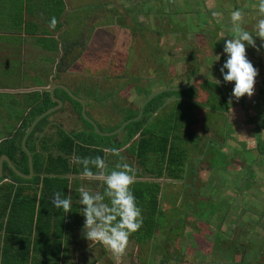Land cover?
<instances>
[{"label":"crops","instance_id":"0c3cea01","mask_svg":"<svg viewBox=\"0 0 264 264\" xmlns=\"http://www.w3.org/2000/svg\"><path fill=\"white\" fill-rule=\"evenodd\" d=\"M3 1H0V10L9 6V3L5 4ZM258 2L259 0H198L199 6H197L196 2L194 3L193 1H187L186 3L184 0L181 2L174 0V6L171 7L172 12L177 11L175 14L181 15L179 20H189V27L186 26L183 32L185 40L181 49L175 48L173 49L175 54L174 52L173 54L171 52L166 54L170 58L167 67L170 68L171 73H174L173 75L185 78L187 81L196 74L201 75L200 78L196 77L193 80L192 89L185 91L184 95L188 98L185 99V105H187L189 111L191 110V115L195 113L194 110L197 108L205 116L202 119V115H200L202 121L198 118L195 119V124L192 127L196 128L198 133H191V137H193L192 142L191 140L190 142L184 140L182 147L185 150H196V147L200 144V148L205 151L208 148V142L213 139L214 150L218 151L219 155L212 158V160L210 159L213 162L202 163V167L199 169H212V171H216L214 168L219 169V167H224L225 170H222L221 173L227 170L230 171L231 173L223 175L226 178L223 179L224 181L221 179L219 172L214 185L222 186L223 194H237V197L239 196L237 190H241L242 186V194L248 192L247 179L252 182L257 181L256 178L258 177H255L251 173L247 176V172H253L255 168L264 172V48H260L262 43L260 38L254 37L259 51L246 44L247 59L258 69L254 94L250 98L244 96L237 101L232 97L231 93L234 82H223L220 68L227 58L226 54L223 53L224 42L227 39H231L232 35L230 31V13L237 9L242 10L244 12L243 26L246 30L253 32L260 18L257 8L254 7V5H258ZM63 3L64 0H25L23 5H19L21 9L20 19H12L13 16H8L7 18L5 16L0 17V94L13 99L11 105L7 107L1 105L0 110L3 112V117L8 123L34 115V110L38 105L32 111H27L32 107L33 101L36 98H40L44 93L43 91H46L50 85L58 80L57 76L62 73L60 70L64 66L61 59H73L76 52L79 51L81 39L79 36H76L78 33V17L74 16L75 11L73 12L79 6V2L78 0H68L66 8ZM191 4H193V7L190 9L188 7ZM194 8L198 10L194 11ZM179 9H185V11H180ZM49 10H56V12L48 17ZM144 11H140V13L144 14ZM213 12L221 13V15L213 16ZM195 14H198L199 17L195 18ZM53 17L56 18L58 23L55 29L51 30L49 23ZM164 18L169 20L166 17ZM130 19L135 24L143 25V17L139 18L135 15V17ZM106 25L111 26V24ZM67 27H70L69 31L71 34L68 35L69 31L62 34ZM60 35H62L61 38ZM125 50L127 52V48ZM217 54H220V59L214 61ZM124 58L122 57L123 60ZM14 60L21 63V65L13 66L20 68L21 72L18 77L13 76L15 81L11 80V76L7 70L12 66ZM143 73L147 74L144 68L140 70L135 68L128 79L134 78L131 80L132 82L136 83L139 81L143 84L145 90L151 92L152 90L149 89V84L146 82L147 80H145L146 78L143 76ZM202 76L214 81L215 79H219L221 83L218 84V87L216 83L209 82L205 78H202ZM175 81H177V84L179 83L178 79ZM204 83L211 89L215 88L220 98L219 102L222 107L220 109L222 110L217 112L210 109L211 106L209 105H213L214 101L207 100L208 96H205L202 92H198V88L204 85ZM53 87L54 85L49 88ZM56 97L59 98V94H56ZM42 106L44 105H39V107ZM8 111L13 114L15 112L19 114L20 112V114L14 119L11 115H8L10 113ZM176 127L178 128V126ZM250 128L253 130V133ZM202 131L205 133L203 136ZM249 132L251 133L248 134ZM44 133L46 136L45 143L55 147L56 141L54 139L56 134L53 131V127L48 126ZM177 141L175 139V142ZM234 144L236 147H234ZM100 146L103 147L102 144ZM32 148L31 142L28 143V149L31 151ZM88 150L87 148L81 149V155L91 157L92 151L89 152ZM103 153L105 154V152ZM227 156H230V158H227ZM174 158L169 161L175 160ZM41 160L43 159L37 157V168L40 167L38 165L40 162L46 163L44 160ZM106 164L108 168L112 169L116 165V162L107 161ZM131 166L136 169V182L134 184L152 185L146 188H142L141 186L137 190V192L139 191V195H141V197L139 196V200L144 198L145 191L151 190L152 193L148 195L147 199L150 196H154L156 201L155 212H157L160 204L167 201L164 195H162L163 190H169L168 193L170 194L173 189L168 188L169 182L176 183L178 182L176 180L179 178L173 179V177L169 176V178L175 181L162 179L164 176L167 177L168 170H165V168L162 170L161 166L157 169H154L155 167L145 169L133 164ZM92 169H94L93 172L96 171L95 168ZM178 169L180 170L181 168ZM178 169L174 168V171ZM82 170V165L78 164L72 166V168L66 166V169L62 172L49 174L57 176L55 178L66 179V195L62 196V198L70 196L72 199V211L66 214L62 210L56 209L52 204L54 193H49L48 184H42L41 180L32 183L31 186L21 184L26 186L25 188H28L24 190V194L35 192L33 213L28 215L27 219H24L23 222L19 221L21 222L20 225L16 226L18 231L14 230L16 233L6 235L5 239L3 228L0 227V264H112L110 252L100 243L87 241L83 235L84 217L81 210L84 206L79 204L78 189L83 186L93 192H102L103 188L99 181L81 176ZM143 170H145L144 173L147 171L151 173L156 172L157 175L158 170L161 173L157 175L159 178H152L155 176L151 173V178H145L140 176ZM177 172L179 173V171ZM193 174L194 172L191 168L182 169V178H186V180L193 179ZM252 182H250V185H258ZM178 183L182 188L186 185L183 180ZM13 186L14 189L15 183H13ZM154 188H157V193H155ZM30 189L33 191H30ZM194 194L196 195V193ZM260 194L262 195V193ZM232 199L234 200L235 198ZM184 201L189 202L191 205L192 201L190 200L189 193L188 195H184ZM9 209L7 207V213ZM15 209L20 211L19 205L15 204ZM154 213L153 216L155 215ZM191 213L192 209L190 210ZM6 218L7 214L0 218V221L3 223ZM13 220L14 223H18L14 218ZM55 232L56 236H52ZM46 233L48 237L43 238V235L46 236ZM135 233H138V231ZM40 236L41 239L34 242V238ZM53 239H55L54 243ZM126 255L128 258L129 253H126Z\"/></svg>","mask_w":264,"mask_h":264},{"label":"rangeland","instance_id":"374dc122","mask_svg":"<svg viewBox=\"0 0 264 264\" xmlns=\"http://www.w3.org/2000/svg\"><path fill=\"white\" fill-rule=\"evenodd\" d=\"M175 1L181 2L182 0ZM184 1L186 3L187 1H193L199 6L198 0ZM78 2L79 6L73 12L75 11L74 16L78 17V33L76 36H79L81 39L79 52L85 53L84 55L87 57L86 61H89L90 65L98 67V71H104L106 64L111 63L112 68L110 70L115 77L121 75L119 71L121 64H124L121 71H124L128 79L131 76L133 66L139 70L142 68L146 69L147 65H151L153 55L158 60V56L154 53V50H158L161 55H166L168 51L173 54V49L175 48L181 49L185 40L183 32L186 26L189 27V20H179L181 15L175 14L177 11H171V7L174 6V0H78ZM3 3H9V6L0 10V17L5 16L7 18L8 16H13L12 19H20L21 9L19 5H23L25 0H4ZM63 4L66 8L68 0H64ZM192 7L193 4L188 8L191 9ZM143 10H145L144 14L140 13ZM181 10L185 11V9ZM193 10L197 11L198 9L194 8ZM199 10L201 11V9ZM55 12L56 10H49L48 17ZM135 15L139 18L143 17L142 24L144 25L142 37L138 38L136 48L133 44L129 45V33L127 30L121 29L122 25H120L124 24V20L127 19L128 21L125 24L129 26V19L135 17ZM161 17L163 20H165L163 17L169 19L171 28L172 25L174 27V32H168L167 29L165 34L162 31L164 28L159 26L157 21H160V25H165L166 23L161 21ZM198 17L199 15L195 14V18ZM106 24H111V26H107ZM69 28L64 29L62 34L67 33ZM70 34L69 31L68 35ZM61 37L62 35H60ZM125 48H127V52ZM125 53L127 54L126 56ZM122 57H125L124 60ZM166 62L167 60H162L161 65L166 67ZM16 65H21V63L14 60L12 66L7 69L13 81H15L13 76L18 77L21 73L20 68L13 67ZM151 74L143 73V76L146 78L145 80L151 78V83H148V86L149 89L153 90L156 87ZM171 78L169 77L168 79ZM176 79L180 82L183 78L177 77ZM126 80L120 79L117 76L114 79L113 88L115 85H122ZM163 83L168 84V80L162 79L160 84L163 85ZM164 87L170 86L165 85ZM144 91L145 94L148 93L147 90ZM161 93L163 95H176L179 91ZM11 101L13 102V99L9 96L0 94V106L4 105L7 107L11 105ZM150 102H153V100ZM219 104L220 102L218 101L215 105L219 106ZM162 109L161 112L152 116L149 123L144 127L145 131L148 128L153 129L161 123L165 116L161 118L160 114L174 108H172V105H165ZM174 112V119L181 121L179 112L177 113L175 109ZM19 114L10 112L8 115L16 119ZM10 125L11 122L8 123L4 119L3 112L0 110V126L8 130ZM250 130L253 133L251 128ZM163 134L166 135L165 132ZM2 135L3 132L0 131V136ZM154 146L158 148V145ZM109 157H111L109 161L115 162V158L120 161L122 156L119 154V156L115 157L112 154ZM150 158L148 157V160L153 161V157ZM227 158H230V156H227ZM123 160L126 161V159ZM129 160L131 161L132 159L130 158ZM201 167V165H197L193 169V179L184 181L186 185L183 188L186 191L178 185V182H169L168 188H172L174 191L169 194V190H163L162 195H164L167 201L162 202L160 207L157 208V212L154 213L155 215L151 216L153 224L151 234L144 236V231L147 233L149 230H144V224H142L138 233L130 235L128 246L122 257L116 258L109 251L112 264H264L263 170L259 171L255 168L253 172H247V176L251 173L255 177H258L256 178L257 181L252 182L247 179L248 192L242 194V186L241 190H237L239 194L237 197V194H223L222 186L214 185L219 172L223 180L226 179L223 175L231 173L230 171L227 170L221 173L222 170H225L224 167H219V169L214 168L216 171H212V169H199ZM144 171L141 172V177H151V172L147 171L144 173ZM176 171H179V173H176ZM167 176L173 177V179H177L178 177L179 179L176 180L178 181L182 178V169L175 171L172 169L171 172L168 170ZM250 182L258 185H250ZM149 185L151 184H133L131 190H138L141 186L142 188H146ZM154 191L157 193V188H154ZM187 192L192 201V208L189 202L184 201V195H188ZM151 193V190L145 191L144 199H147ZM235 193L237 192L235 191ZM232 198L235 199L233 200ZM140 202L142 203V201ZM191 209L192 213L190 214ZM142 211L143 209H141V216H143ZM126 253H129L128 258Z\"/></svg>","mask_w":264,"mask_h":264},{"label":"flooded vegetation","instance_id":"af4514ba","mask_svg":"<svg viewBox=\"0 0 264 264\" xmlns=\"http://www.w3.org/2000/svg\"><path fill=\"white\" fill-rule=\"evenodd\" d=\"M127 21V19L124 20L125 23ZM161 21L166 23L165 25H160V21H157L158 25L164 28L162 29L164 33L167 31V29L168 32L175 31L173 25L171 28L169 20H163L161 17ZM125 23L120 24L122 25L121 29L128 31L130 39L129 45L133 44L136 48L138 38L141 36L143 31V25L141 26L139 24H135L132 19H129V26H126ZM179 31L181 32V30ZM79 51L76 52V55L73 59H61L64 66L62 70H59L62 73L57 76L58 80L49 86L52 87L54 85L52 88V95L59 100V104L50 99L48 95L49 87L46 91H43L48 95L50 102L47 103L46 107H44L41 112L50 107L55 106L56 108L46 114L44 117L37 120L25 137L24 146L31 154L32 159L31 176L26 178L19 177L9 168L4 160H1L0 184L15 183L16 185V183H20L31 186L32 183H36V181L41 180L43 177L49 175V173L45 172L44 170L46 167L45 163H42L43 165L37 168V157H40V159H43L44 162H47L48 155L51 157L59 156L64 160L67 167L72 168V166L78 165L73 162V157L78 156L85 158V156L81 155V147H85L87 149H99L100 151L102 150V152H105V154L103 153V156L106 155L104 157L105 162H109L111 157L108 158V156L112 155V153L106 151V149H116L119 151V154L122 156V158L126 159V161H119L117 158H115L116 164L118 162L129 163V165H138L144 167L145 169H150L153 167H155L154 169H157L159 166H161L162 170L163 168H165V170L174 168H181L183 170L190 168L194 169L197 165H202V163L206 164L208 162H213L210 161V159L212 160V158L219 155L218 151H213V139L208 142V148L204 146L207 148L205 151L200 148V144L196 147V150H185V148L182 147L184 140L188 142L191 140L192 142L193 137H191V133H198L197 129L192 127L195 124V119L198 118L201 120L200 115H202V119L205 116L204 113H202L201 110L197 108L194 110L195 113L191 115V110L189 111V108L187 105H185V99L188 98L185 97L184 93L185 91L192 89L193 83L183 89H176L177 87L186 85L190 79L187 81L185 78H183L184 80L182 79V81L179 82L180 84H177V81H175V78H177L176 75H173L174 73H171L170 68L167 67L170 61L169 56L163 54L161 55L158 50H154V53H156L158 56V60H156V57L153 55L151 58V65H147L148 67H145V70L147 73L149 70H151L150 72L152 73V80L156 88L145 94L143 84H141L139 81L136 83L132 82L131 80L134 78L127 79L124 71H121L124 64L120 65L121 75L117 76H119L120 79L127 80L125 83L123 82L122 85H115L113 88L115 83L114 79L117 76L115 77L110 70L112 67L111 63L106 64L104 71H98V67L96 68V66L94 67L90 65L89 61H86L87 57H85V53ZM162 60H167L166 67L161 65ZM134 69L135 67L133 66V70ZM169 77L172 78L168 79ZM150 79L151 78H149L146 82L149 83V81H151ZM162 79L168 80V84H160ZM165 85L170 87H164ZM61 86L65 87L73 97L79 99L80 101L71 98L65 90L61 89ZM164 88H167L168 90L161 92L179 91V93L176 95H163L161 92L156 94L142 106L140 114H138L145 97L154 91ZM198 89V92H202L205 94V96H208L207 100H213L214 102L220 101L219 95H217L215 88L211 89L204 83V85L200 86ZM56 94H59V98L56 97ZM151 100H153V102H150ZM43 101L44 95L42 94L40 98H36V100L33 101L32 107H30L27 112L32 111L37 105V108H40L39 105H44ZM214 102L212 103L213 105H209L211 106L210 109L217 112L222 110L220 109L222 108L220 104L219 106H216ZM165 105H172V108H174L177 113L179 112L181 115V121H179V119H174V109H169L168 111L166 110L165 113L160 114L161 118L165 116L161 123L155 126V128H148L145 131L144 127L149 123L152 116L156 115L158 112H161ZM82 113L94 124L97 129L95 130L98 133H96L92 125L82 117ZM34 117V115H30L23 119H17L11 123L8 130L1 128L0 126V131L3 132V136H0V155H5L12 166L19 173L24 175L28 174V163L26 155L21 148L20 140ZM134 117H137L136 120L129 121V119ZM124 122H126L124 126L115 134L106 135L107 133L117 129V127ZM48 126L53 127L54 133L57 134L54 139L56 141L55 147L45 143L46 136L44 132ZM176 126H178V128ZM164 132L166 135L163 134ZM148 133L152 134V137L156 142H159V138L162 136H166L168 143L167 150L170 146L173 148L172 151H177L179 154L176 158H174L175 160L169 161L166 155L164 160L160 162V152L155 150L146 151L145 153L141 149L139 152V146H141L143 138L147 136ZM201 133L202 136L205 135L204 131ZM175 139L178 141L175 142ZM30 142L33 147L31 151L28 149V143ZM68 144H71L72 147L70 148L69 152L66 153L64 151V147H66ZM101 144L103 147L100 146ZM158 147H160L159 144ZM88 151L91 152L90 150ZM128 157H130L132 160L130 161V158ZM148 157H153V161L148 160ZM24 169L27 170L26 173H23ZM151 174L155 176L152 178H159V176L156 175V172H152ZM15 177L21 178L25 181L17 182ZM162 179L175 181L169 178V176H164ZM182 180L185 181L186 178H181L178 180V182H181ZM173 191L174 190H172V193Z\"/></svg>","mask_w":264,"mask_h":264},{"label":"clouds","instance_id":"9594fccd","mask_svg":"<svg viewBox=\"0 0 264 264\" xmlns=\"http://www.w3.org/2000/svg\"><path fill=\"white\" fill-rule=\"evenodd\" d=\"M257 8L259 19L254 31L246 30L244 25V12L234 10L230 13L232 33L231 39L224 42L223 53L227 58L220 68L223 82H234L232 97L237 101L244 96L254 94V85L258 69L247 59L246 44L257 51L254 37L262 41L260 48H264V0H259ZM221 13L213 12V16ZM58 21L55 17L50 20L49 28L54 30ZM220 59V54L215 55V60ZM226 70V71H225ZM215 79V78H213ZM220 84L219 79H215ZM231 102V101H230ZM113 155L119 156L116 149H106ZM121 160L123 158L121 157ZM73 162L82 165L81 176L95 179L100 182L103 191H90L80 187L79 204L84 217L83 235L87 241L102 244L112 255L120 258L128 246L129 237L138 231L143 224L141 209L137 206L136 199L131 191L136 182V169L128 163L118 162L114 168L109 169L105 159L96 157H73ZM92 168L96 171L93 172ZM52 204L63 213L72 211L70 196L62 198L61 192H55Z\"/></svg>","mask_w":264,"mask_h":264},{"label":"trees","instance_id":"16d2710c","mask_svg":"<svg viewBox=\"0 0 264 264\" xmlns=\"http://www.w3.org/2000/svg\"><path fill=\"white\" fill-rule=\"evenodd\" d=\"M44 95V106L40 107V108H36L34 110V115L40 113L44 107H46L47 103L50 102V99L48 97V95L46 93H43ZM146 133V132H145ZM141 146H139V152L141 151V149L143 150V152L146 153V151H151V150H155L160 152V162L164 160V157L167 155V159L170 160L172 158H174V156L177 157V151H172L173 148H171L169 146V149L167 150V137L166 136H162L161 138H159V142H156L155 139L152 137L151 133H148L147 136H145L141 142ZM160 145V147H156L154 145ZM71 144L66 145V147H64V151L67 153L69 152L70 148H71ZM85 147H81V149H83ZM88 150V149H87ZM90 151H92V156L91 157H96V156H100L103 158V154L102 151L98 150V149H90ZM1 153V152H0ZM94 155V156H93ZM47 162L46 167H45V172L51 174V173H59L62 172L63 170L66 169V163L64 162L63 159H61L59 156H54L51 157L50 155L47 156ZM43 161V160H41ZM43 162H40L38 165L41 166ZM58 165V167H56ZM92 171H94V169H92ZM150 171V170H149ZM27 170H23V173H26ZM161 171L158 170L157 171V175L160 174ZM57 176H51V175H47L46 177H43V179H41L42 184L49 185V193H55V192H61L62 196L66 195V179H61V178H55ZM16 181L20 182V181H25L21 178L15 177ZM13 184L11 183H2L0 184V218H2L5 214H7V218L5 221H3V223L0 221V227L3 228L4 231V239L6 237V235H12L13 233H16L14 230H17L18 228L16 226L20 225L21 222L24 221V219H27L28 215H31L33 213V209H34V200H35V192L30 189V191H33L32 193H25L24 194V190H27L28 188H25L26 186L21 185L20 183H16L15 188L13 189ZM135 199H136V203L138 202L137 206L140 209H143L142 211V218H143V224H144V230H149V232H145L144 231V236H149L152 232V219L151 216L153 215V213L156 210V201L154 196H150L148 199H142V200H138L139 196V192H137L136 189L131 190ZM140 199V198H139ZM138 200V201H137ZM142 201V203L140 202ZM15 204L19 205L20 207V211L18 212L15 209ZM7 207H9V211L7 213ZM29 207V208H28ZM17 221L18 223H14V220ZM21 221V222H19ZM16 224V225H15ZM146 226V227H145ZM20 227V226H19ZM18 231V230H17ZM55 233L52 234V236H56ZM48 234L46 233V236L43 235V238H47ZM8 238V236H7ZM41 239L40 237H35L34 238V242L38 241ZM17 241V240H16ZM43 242V240H41ZM55 239H53V243H54ZM19 242V241H18Z\"/></svg>","mask_w":264,"mask_h":264},{"label":"water","instance_id":"95a60500","mask_svg":"<svg viewBox=\"0 0 264 264\" xmlns=\"http://www.w3.org/2000/svg\"><path fill=\"white\" fill-rule=\"evenodd\" d=\"M196 77H199V78H200L201 75H198V74L194 75V77H192L186 85L181 86V87H177L176 89H183V88H185V87H188V86L193 82V80H194ZM202 78H205V77L202 76ZM205 79H206L207 81H209V82L215 83V81L212 80V79H207V78H205ZM217 86L219 87L218 84H217ZM61 89L65 90L66 93H67L71 98H74L75 100L80 101L79 99L73 97V96L69 93V91L66 90L65 87H62V86H61ZM174 89H175V88H174ZM164 90H168V89H167V88H164V89H160V90L154 91L153 93H151L150 95H148L147 97H145V99L143 100V102H142V104H141V107H140V109H139L138 114H140V111H141L142 106H143L147 101H149V100H150L152 97H154L156 94H158V93H160L161 91H164ZM48 91H49V92H48V95H49L50 99H52V100L55 101L57 104H59V100L56 99V98L52 95V88H49ZM55 108H56L55 106H54V107H50V108L44 110L43 112H40L38 115H36V116L32 119V121H31V123H30L28 129L26 130V132L24 133V135L22 136V138H21V140H20L21 148H22V150L24 151V153H25V155H26V159H27V163H28V174H27V175H24V174H22V173H19V172H18V171L12 166V164L9 162L8 158H7L5 155H0V163H1V160H4V161L7 163V165L9 166V168H10V169H11L16 175H18L19 177H25V178H26V177H30V176H31V162H32L31 154L28 152V150H27L26 147L24 146V140H25V137H26L27 133L29 132V130L31 129V127L33 126V124H34L37 120H39L40 118L44 117V116H45L46 114H48L49 112L53 111ZM82 117H83L88 123H90V124L92 125V127H93L94 130L96 129V127L94 126V124H93V123H92V122H91V121H90V120H89V119H88L83 113H82ZM136 118H137V117H134V118H132V119H129V121H130V120H136ZM125 123H126V122L122 123L121 125H119V126L117 127V129H115L114 131H112V132H110V133H107L106 135H113V134H115L118 130H120V129L124 126ZM96 130H97V129H96ZM96 130H95V131H96ZM96 133H98V132L96 131ZM99 134H100V133H99ZM104 134H105V133H104ZM104 134H103V135H104Z\"/></svg>","mask_w":264,"mask_h":264}]
</instances>
